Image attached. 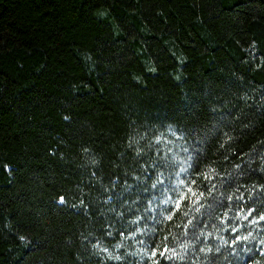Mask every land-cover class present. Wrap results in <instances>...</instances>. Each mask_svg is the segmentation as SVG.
Here are the masks:
<instances>
[{"label":"trees","instance_id":"trees-1","mask_svg":"<svg viewBox=\"0 0 264 264\" xmlns=\"http://www.w3.org/2000/svg\"><path fill=\"white\" fill-rule=\"evenodd\" d=\"M262 216L264 0H0V264H264Z\"/></svg>","mask_w":264,"mask_h":264},{"label":"rangeland","instance_id":"rangeland-1","mask_svg":"<svg viewBox=\"0 0 264 264\" xmlns=\"http://www.w3.org/2000/svg\"><path fill=\"white\" fill-rule=\"evenodd\" d=\"M179 145H180V141L179 140H175V141H173L172 142V144H171V147H170V149H172V151H174V153H176L177 154V152H178V148H179ZM124 241H125V244H119V245H117L116 247H118L117 249H119L120 247H123V246H127L126 248L128 249V250H130V245H132L133 243H135V238H134V236L132 235V234H127L126 236H125V238H124ZM136 249H138L139 251H141L140 249H143L142 251H143V253H145V254H151L152 252H150L148 249H146V248H144V247H140L139 245H136V248H135V250ZM137 250V251H138ZM116 253H119V250H117V252ZM139 253V252H138Z\"/></svg>","mask_w":264,"mask_h":264},{"label":"snow or ice","instance_id":"snow-or-ice-1","mask_svg":"<svg viewBox=\"0 0 264 264\" xmlns=\"http://www.w3.org/2000/svg\"><path fill=\"white\" fill-rule=\"evenodd\" d=\"M181 184H183V181H180ZM189 192L192 191L191 188L188 189ZM181 200L184 199V196H181L180 198ZM169 201H165V203H168ZM176 207L179 208L180 207V202L179 201H176ZM247 217H245L246 219ZM168 219H171V216L168 217ZM261 219H264V216L261 217ZM239 239V237L237 238ZM244 239H247V237H244ZM106 251V250H105ZM153 256H155V252L152 253ZM161 255H163V253H161ZM173 255H175V253L173 252Z\"/></svg>","mask_w":264,"mask_h":264}]
</instances>
